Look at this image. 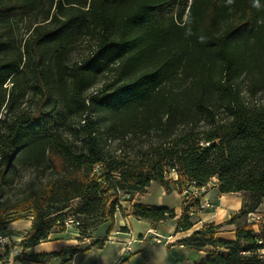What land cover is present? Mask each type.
I'll return each instance as SVG.
<instances>
[{
	"label": "trees",
	"instance_id": "16d2710c",
	"mask_svg": "<svg viewBox=\"0 0 264 264\" xmlns=\"http://www.w3.org/2000/svg\"><path fill=\"white\" fill-rule=\"evenodd\" d=\"M30 15L37 19L17 41L12 22ZM0 29V225L32 217L13 249L63 231L75 199L85 233L113 223L119 193L157 184L181 195L216 178L220 194L242 195V208L179 243L209 247L196 264H264V225L256 232L246 222L264 199V103L245 100L239 86L246 79L251 96L264 89V0H0ZM82 41L87 54L69 63ZM27 95L36 98L33 111L18 108ZM111 140L121 143L110 148ZM18 167L32 177L11 199ZM199 208L198 200L182 205L177 232L191 229ZM130 210L151 224L175 217L161 205ZM231 224L235 240H217Z\"/></svg>",
	"mask_w": 264,
	"mask_h": 264
},
{
	"label": "crops",
	"instance_id": "0c3cea01",
	"mask_svg": "<svg viewBox=\"0 0 264 264\" xmlns=\"http://www.w3.org/2000/svg\"><path fill=\"white\" fill-rule=\"evenodd\" d=\"M172 175V177H171ZM175 180L177 175L170 173ZM216 178L208 182V188L203 196L209 206L200 207L193 213L192 227L187 231H176L177 220L181 214L182 198L172 189L166 193L161 187V193L171 196L173 204L161 206L174 209L173 219L151 224L149 221L139 220L126 212L124 216L114 214L113 223L105 219L102 223L91 227L82 233L76 227L60 231L54 228L48 237L40 243L22 249L20 256L14 254L15 249L0 246V264H196L204 260L209 247L204 249L189 248L181 243L182 239L190 236L202 225L221 224L240 211L243 197L240 193L220 194L216 186ZM152 184L145 193L148 194ZM139 203L133 201L131 203ZM264 203L262 199L259 207ZM144 205H154L146 204ZM30 216L26 215L18 220L0 226V234L8 237L11 244L19 243L23 235L31 226ZM159 237L161 242H155ZM215 238L223 241L235 240V225H225ZM105 239L102 247L95 242ZM61 253L44 263L24 260V255H44Z\"/></svg>",
	"mask_w": 264,
	"mask_h": 264
},
{
	"label": "rangeland",
	"instance_id": "374dc122",
	"mask_svg": "<svg viewBox=\"0 0 264 264\" xmlns=\"http://www.w3.org/2000/svg\"><path fill=\"white\" fill-rule=\"evenodd\" d=\"M38 17V16H37ZM36 16L30 15L26 16L22 19H17L12 22L11 25V34L12 36L18 41L19 39H25L29 32L30 29L35 21ZM1 30V29H0ZM89 50V46L87 42H80L76 45L75 49L71 52L68 62L73 63L81 60ZM111 76L106 75L102 76L100 78V82L95 85L90 91L94 92L96 89H98L102 83L110 81ZM26 83L28 79L25 80ZM247 80L242 79L239 83L241 93L244 97L245 100L248 101H256L260 103H264V89L259 91L255 96H251L248 92V85H247ZM8 87H11V84H8ZM18 88H16L17 92ZM28 89H26L27 91ZM29 92V91H28ZM35 97H31V95H27L23 98H20L17 105L19 109H26L33 111L36 106H35ZM220 115L224 116V112H220ZM97 117L95 114H93V118ZM46 121L49 124V128H55L54 127V122L50 121V119H46ZM57 128L60 130L62 129L66 135L69 134V131L64 130L60 125L59 122H56ZM146 139V137L138 140V139H133L131 141L132 145H140L142 143H145L143 140ZM143 142H142V141ZM147 140H150V137H147ZM75 143H79L78 141H75ZM120 144L121 142H118V140H111V142H108V145L110 148H114L117 146V144ZM32 177V173L30 172L29 169L25 167H18L14 173L13 176V182L11 189L8 191V195L11 199H14L17 197L18 193L21 191V189L24 187V185L29 181V179ZM172 177V175H171ZM212 180V179H211ZM181 196V195H180ZM117 199L119 200V209L116 211L115 214H120L124 216L126 212H131L130 206L133 201H138L139 203H146V204H154V205H165V204H173L174 200L172 199L171 196H165L161 193V187L157 184H152L151 188L149 189L148 194H142V193H133L131 195H125L123 193H119L117 195ZM247 202H249V198L247 197ZM80 206V199H75L73 201H70L68 203V207L65 210V213L67 216H73L77 217L80 222L82 221L84 223V219L76 215V209ZM264 211V203L260 207H258L254 212H262ZM15 214H10L11 217H13ZM21 215V214H20ZM22 217H25L22 215ZM1 226V225H0Z\"/></svg>",
	"mask_w": 264,
	"mask_h": 264
},
{
	"label": "built area",
	"instance_id": "2783aa9c",
	"mask_svg": "<svg viewBox=\"0 0 264 264\" xmlns=\"http://www.w3.org/2000/svg\"><path fill=\"white\" fill-rule=\"evenodd\" d=\"M208 188V183L202 187L184 188L181 194L182 205H186L191 200H198L200 207L209 206V202L203 198L206 190ZM32 220V217H29ZM246 222L253 225V229L257 232L260 225H264V211L262 212H251L246 215ZM65 229L70 227H76L80 230L81 222L77 217L66 216L62 222ZM155 242H161V239L157 237ZM260 243V241H258ZM11 243L7 236L0 234V246L5 248H11ZM22 249H15L14 254L20 256ZM261 254H264V249L260 250Z\"/></svg>",
	"mask_w": 264,
	"mask_h": 264
}]
</instances>
